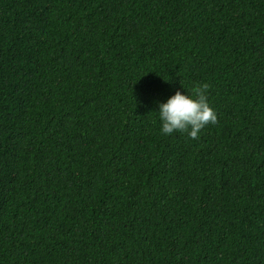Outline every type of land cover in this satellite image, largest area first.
<instances>
[{
	"label": "trees",
	"instance_id": "obj_1",
	"mask_svg": "<svg viewBox=\"0 0 264 264\" xmlns=\"http://www.w3.org/2000/svg\"><path fill=\"white\" fill-rule=\"evenodd\" d=\"M0 264H264V0H0Z\"/></svg>",
	"mask_w": 264,
	"mask_h": 264
},
{
	"label": "clouds",
	"instance_id": "obj_2",
	"mask_svg": "<svg viewBox=\"0 0 264 264\" xmlns=\"http://www.w3.org/2000/svg\"><path fill=\"white\" fill-rule=\"evenodd\" d=\"M206 88V84L200 85L191 94L178 88L165 101L156 102L154 112L163 135L180 132L195 139L207 124L216 123V112L207 100Z\"/></svg>",
	"mask_w": 264,
	"mask_h": 264
}]
</instances>
